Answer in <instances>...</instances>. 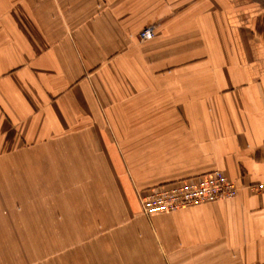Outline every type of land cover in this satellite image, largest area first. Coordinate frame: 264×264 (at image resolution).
I'll list each match as a JSON object with an SVG mask.
<instances>
[{
	"label": "crops",
	"instance_id": "obj_1",
	"mask_svg": "<svg viewBox=\"0 0 264 264\" xmlns=\"http://www.w3.org/2000/svg\"><path fill=\"white\" fill-rule=\"evenodd\" d=\"M215 171L234 198L141 213ZM1 194L44 264H264V0H0Z\"/></svg>",
	"mask_w": 264,
	"mask_h": 264
},
{
	"label": "built area",
	"instance_id": "obj_2",
	"mask_svg": "<svg viewBox=\"0 0 264 264\" xmlns=\"http://www.w3.org/2000/svg\"><path fill=\"white\" fill-rule=\"evenodd\" d=\"M140 42L154 37L152 29L147 28L138 34ZM258 186L255 190H261ZM237 187L222 172L215 171L199 177L173 181L158 185L139 196L140 211L145 216L176 212L181 209L234 198Z\"/></svg>",
	"mask_w": 264,
	"mask_h": 264
},
{
	"label": "rangeland",
	"instance_id": "obj_3",
	"mask_svg": "<svg viewBox=\"0 0 264 264\" xmlns=\"http://www.w3.org/2000/svg\"><path fill=\"white\" fill-rule=\"evenodd\" d=\"M0 197V264H44L46 258L35 260L32 257L31 195L1 194ZM62 253L61 249L53 255L56 257Z\"/></svg>",
	"mask_w": 264,
	"mask_h": 264
}]
</instances>
